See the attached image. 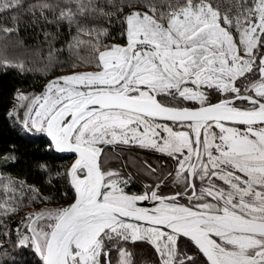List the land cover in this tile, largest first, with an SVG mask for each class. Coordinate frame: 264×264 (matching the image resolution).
Masks as SVG:
<instances>
[{
    "label": "snow or ice",
    "instance_id": "1",
    "mask_svg": "<svg viewBox=\"0 0 264 264\" xmlns=\"http://www.w3.org/2000/svg\"><path fill=\"white\" fill-rule=\"evenodd\" d=\"M22 22L46 61L0 70L74 55L5 113L35 147L0 150V264H264V0H0Z\"/></svg>",
    "mask_w": 264,
    "mask_h": 264
},
{
    "label": "trees",
    "instance_id": "2",
    "mask_svg": "<svg viewBox=\"0 0 264 264\" xmlns=\"http://www.w3.org/2000/svg\"><path fill=\"white\" fill-rule=\"evenodd\" d=\"M68 36L67 33H63L56 42L57 48H63L64 51L59 54V61L63 62L57 64L55 70L51 72V75L60 70L69 69L68 65L72 63L73 55L67 49ZM4 45L7 48V52L16 50L15 53H11L14 58L11 60H19L26 62L27 66L38 69L46 61L48 44L44 40L43 33L39 28H24V24H21V30L18 33L7 34L0 32V46ZM18 50V51H17ZM43 56V59H42ZM50 75L42 76L39 71L27 72L20 74L15 69L0 70V150L7 149L10 143L15 142L20 148V153L24 160L30 159V154L33 151L35 145L30 144L28 140L19 139L15 133L10 131L8 122L4 119L7 110L11 109L15 104L14 96L17 90L32 89L36 92L42 90L43 84ZM61 155V154H60ZM63 158L56 161L59 165H68L71 163V158L63 156ZM0 173L5 176L11 174L13 176L27 175L28 170L26 165L21 164H4L0 162ZM29 182H32V178H29ZM55 194L60 203L65 201L60 199V193H56L55 189L45 188V195L49 193ZM56 205H52L54 207ZM43 207V205H39ZM14 219H18L14 218ZM33 264H35V257H30Z\"/></svg>",
    "mask_w": 264,
    "mask_h": 264
},
{
    "label": "rangeland",
    "instance_id": "3",
    "mask_svg": "<svg viewBox=\"0 0 264 264\" xmlns=\"http://www.w3.org/2000/svg\"><path fill=\"white\" fill-rule=\"evenodd\" d=\"M17 51H18V50H17ZM15 52H16V50H15V51L12 50V51H10V52H7V48H6L4 45L0 46V57H6L7 59H9L10 57L14 58V56H13L11 53H15ZM9 60H11V59H9ZM14 61H15V60H14ZM76 70L84 71V70H86V69L81 68V69H76ZM68 71H69V69H67V70H60V71H57V72H55L54 74L50 75L47 79H52V78H54L55 76L68 74ZM19 92H21V93H25V94H29V95H31V94H33V93H39V92H36V91H34V90H32V89H24V90H20ZM19 103H27V102H26V101H25V102H20V101L15 100V104H19ZM20 114H21V115L24 114V110H23V109L20 110ZM54 207H55V206H54Z\"/></svg>",
    "mask_w": 264,
    "mask_h": 264
},
{
    "label": "flooded vegetation",
    "instance_id": "4",
    "mask_svg": "<svg viewBox=\"0 0 264 264\" xmlns=\"http://www.w3.org/2000/svg\"><path fill=\"white\" fill-rule=\"evenodd\" d=\"M145 155H147V154H145ZM138 187H139L138 185L134 186L133 191L137 190Z\"/></svg>",
    "mask_w": 264,
    "mask_h": 264
},
{
    "label": "water",
    "instance_id": "5",
    "mask_svg": "<svg viewBox=\"0 0 264 264\" xmlns=\"http://www.w3.org/2000/svg\"><path fill=\"white\" fill-rule=\"evenodd\" d=\"M61 155L68 156V157H70L72 159V157L70 156V154H61Z\"/></svg>",
    "mask_w": 264,
    "mask_h": 264
}]
</instances>
